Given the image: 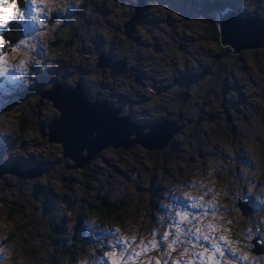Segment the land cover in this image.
<instances>
[{"label": "rangeland", "instance_id": "374dc122", "mask_svg": "<svg viewBox=\"0 0 264 264\" xmlns=\"http://www.w3.org/2000/svg\"><path fill=\"white\" fill-rule=\"evenodd\" d=\"M76 1L80 0H25L23 5L17 0L0 2V19L5 21L0 25V90L4 88L3 83L10 86L14 82L19 84L25 81L27 69L33 61L39 69L47 67L46 70L63 77L65 82L61 84L64 87L73 85L68 79L78 75V70L65 69V63L63 67L53 68L54 59L41 41L47 43L45 38L55 29L54 23L58 24L57 20L50 22L51 11L71 18V14L75 13L72 8ZM120 1L123 6H127L120 7L119 0H93L96 6L92 8L95 15L93 18L97 21L98 17L97 25L99 21H103L102 17H108L113 22L111 15L118 14L117 11L125 14L130 5L131 12L132 6L138 2ZM233 2L238 7L246 3L255 6L259 14L264 10V0ZM60 4L65 5V8L61 10ZM145 4L143 17L146 18L136 28L139 37L145 41L151 40L154 35L165 44L167 52L161 56L157 51L151 50L150 45L141 50L132 48L138 55L140 51L150 53L140 66L141 83L137 84L138 89L132 91L133 99L137 100L142 113L136 120H154L166 112L170 113L179 104L176 94L183 92L185 87L190 92L195 91L193 102L184 111L185 121L192 127L197 125L198 132L194 139L188 142L178 140L174 144L176 157L167 162L160 176L156 175L159 181L153 191L159 195L162 203L148 212L141 208L146 204L147 198L143 196L138 201L135 198L141 191L135 188L136 183L148 185L144 174L153 163L151 155L145 150H139V146L132 149V162L126 156L117 159L113 150L106 148L108 146L104 147L106 149L101 148L94 154L95 157L101 152L97 160L84 170L79 165V159L76 160L78 153L88 146L84 141L78 150L74 147L69 149L70 155L76 159L70 155L61 159V152L64 150L58 145L61 142L53 138V144H50L28 124L24 138L26 144L21 148L12 144L8 131L15 129L19 109L17 105L6 109L4 100L0 99V166L9 169L0 171V264L29 262L25 254L11 251L12 247L6 238L8 229L16 222L15 218L10 217L11 207L19 213L37 214L36 209H42V206L34 202L31 204L30 200L43 199L41 194L47 188L43 187L45 181L61 191L66 186V175L69 176L68 172L71 170L77 174L78 185H74L78 187L77 192L68 194V190L60 195V191L55 190L48 197H53L52 200L62 205L66 202L69 204L70 201L73 212L85 208L97 188L113 193L119 189L118 193H131L135 198L134 204L123 203V218L113 215L103 219L94 212H88L82 224L74 227L75 216L65 213L62 217V229L66 226L68 229L64 230V236L73 233V238L80 245L76 255L71 256L73 253H70L71 264H249L242 262V255L239 253L237 256L235 252L239 250L241 232L254 230L264 224V49L257 53L250 48L245 49L240 61L231 59L227 62L230 74L228 104L234 108V111L229 112L222 109L215 99L222 95V91L214 80L191 79L187 82L186 72L193 66L206 65L217 52L215 34L207 24L194 17L196 8L184 2L175 4L174 0H149ZM213 14L217 17V12ZM12 19H20L25 24V29L19 41L5 50L1 31ZM173 28L180 33V50L174 48V43L167 44ZM94 31L98 33L96 38L107 35L99 30ZM137 39L134 36V44L140 42ZM95 41L98 39L87 48L90 47L92 51L101 48ZM166 61L171 62V71L166 68ZM253 66L263 68L258 81H254L250 74ZM59 86L52 91L58 102L62 94H66ZM73 87L74 91L80 92V84ZM116 87L126 89L123 84ZM110 89L115 92L118 90L114 83ZM152 94L157 98L152 97ZM53 99H40L43 102L39 111L43 113L40 114V120L48 121L63 114ZM83 103L92 102L84 98ZM64 107L66 115L74 114L77 110L69 103ZM223 112L228 113L221 114ZM211 113H215L213 120L207 119ZM48 123L44 126L47 133ZM60 125L63 126L62 121ZM208 136H215L211 139L212 145L201 142ZM195 151L198 152L197 155H194ZM17 169L26 171L17 176ZM157 172L153 171L154 174ZM61 175L65 177L61 178ZM33 182L43 185L40 184L41 188L37 189ZM30 186L37 192V198L26 199L22 195L21 191ZM237 193L247 194L255 207L253 215L247 220L238 214L240 208L237 210L235 204ZM48 205L52 207L51 204ZM226 247L232 254L222 253L221 248Z\"/></svg>", "mask_w": 264, "mask_h": 264}, {"label": "trees", "instance_id": "16d2710c", "mask_svg": "<svg viewBox=\"0 0 264 264\" xmlns=\"http://www.w3.org/2000/svg\"><path fill=\"white\" fill-rule=\"evenodd\" d=\"M24 1L25 0H17L20 5H23ZM145 1L148 2L149 0H144V3ZM174 2L175 4H181L184 2L188 6H193L196 8L194 17L202 21L204 24H207V27L214 32L215 43L217 46V52L212 56L209 63L201 66H193L186 72L187 82H189L191 79L193 81H201L207 78L214 80V82H216L215 84H217V86H219L222 91V95L215 99L221 105L222 109L228 110L229 112L234 111V108L228 104L227 89L228 83L230 81V74L227 71V62L231 59H235L236 62L240 61L243 57L245 49L233 51V48L230 45H224L221 42V32L218 27L217 17L215 14H213V12L218 13L219 10L233 8L239 13L252 14L258 12L257 8L247 3L242 7H238L235 6L233 0H174ZM119 6H123L120 0ZM126 6L127 5H124L123 7ZM95 7L96 6H94L93 0L76 1L72 8L75 13L71 14V18L62 16L61 14L58 15V12L56 11H51L49 17L50 22L57 20L58 24L55 25L54 23L55 29L52 31L51 35L48 36V38H45L47 43L41 41L42 44H45L44 46H46V49H49L50 55L54 59L52 60L55 62L53 68L63 67L62 65L65 63V69L68 68L69 70L71 68L70 71L77 69L79 76L77 74L75 76H71L69 77L68 81L71 80L74 85L82 84L85 86V89L88 87L91 93L97 92L102 83L106 86L105 80H100L102 78H98L97 76L99 74V68L102 69V67L98 66L97 64L98 55L100 53H105L108 56L114 57L115 52L113 51L125 50L124 44L126 41L130 40L129 34L126 33L125 24H127V30H129L131 27L135 28L134 30H136L138 27L137 24H130L133 23L131 15H134V17L137 16V12L134 13V5L132 6L131 12L130 5L129 8L127 7V12L125 14H119V11H117L118 14H112L111 16L114 18L113 22H111L108 17H102L103 21H99L98 25V17H96L97 21H95L93 18L95 15H93L94 11L92 8ZM59 8L62 10L65 8V5L63 6L60 4ZM260 12L261 15H264V10ZM64 18H66V20H64ZM144 18H146V16H144ZM24 29L25 24L20 21V19H12L8 22L7 26L1 31L5 44V50L10 48V46L15 45V43L19 41ZM94 29L96 32L99 30L103 32V35H107L105 37L102 36V38H96L95 36H97L98 33L96 34ZM178 31L179 30H175L173 35L178 37L180 34ZM129 33L131 32L129 31ZM95 39H98V41L95 42H101V49L99 50L100 52L92 51L90 47L87 48L88 45L91 42H94ZM250 49H252L254 53H257L258 51L264 49V46H257ZM108 50L112 51L113 53L109 52ZM151 50L154 51L153 48H151ZM158 53L163 56L161 52ZM167 63L171 64V62L166 61V68L168 69ZM213 68L214 70L212 71ZM46 69L47 67L45 69H39V67L35 65L33 61L29 64L25 81L19 84H15L14 82L10 86H8L6 83H3L4 88L0 90V99L4 100V107L8 109L12 108L13 105H17L19 109V114L15 122V129L13 131H8V136L10 137L11 134L12 144L15 143V145H19L20 148L25 142L24 138L26 137L28 124H30V126L32 125L33 130L36 129L38 134L42 136L40 122L36 121V119H38L36 116L37 113H39V103H41L39 99L42 98L40 95H48L46 92L50 91L52 87L55 86V84L62 82L61 80H65L63 77L57 76L55 72L48 71ZM262 70V67L256 68L253 66V72L250 74L253 76L254 81H258L261 78ZM88 76L93 77L91 82L87 80ZM251 78L252 77H249V79ZM0 79L2 80V77H0ZM44 87H47V89H44ZM185 88L186 89L184 90V93H187V100H183V95H181V97L179 95L180 93L176 94L179 104L175 106V109L177 111L180 109L182 113L180 119V123L182 125L181 128L175 133L171 134L160 146L154 145L153 147L147 148L143 145L145 149H147L146 153L150 154L153 159V163L144 174V176H146L145 179L148 181V185L143 186L137 182L135 186L137 190H141L137 194V197H135L136 200H142L143 196L144 198H147L146 204L141 207L144 211L150 212L151 210H155L154 207H156V205L160 204L161 202L159 195L153 191L155 186H158L156 185L157 183H155V180L157 179L156 175L160 176L164 171V166L167 164V162L171 158L176 157L174 154L176 150L174 149V144L178 140L188 142L194 139L196 137V133L198 132V127L196 128L197 125H193L192 127L189 123H187V120L185 121L186 112L184 109L189 103L193 102V94H195V91L190 92L188 91L187 87ZM5 92H7L5 95L6 98H4ZM108 93H111V90H109ZM82 94H85V97L90 96V93H86V91L85 93L82 91ZM152 97L157 98L155 94H152ZM109 105L114 107L112 103ZM227 113L228 112H223L221 114ZM214 118V116L213 118L207 117L209 120H213ZM214 137L215 136H208L201 142L212 145L211 139ZM231 147L233 148V146ZM197 154L198 152L195 151L194 155ZM60 158L65 159V157L62 155ZM55 164H57V162ZM229 166L231 167V164ZM87 167L88 166L86 164L83 166V169L86 170ZM154 170L158 172L154 174ZM68 175L69 176L66 175V186L61 191L54 189L52 185L46 181L44 182L45 185L40 182H33L35 188L37 189L41 188L40 184H42L43 187H47L41 194L43 195V199L39 201L37 199L35 201H32V199L30 200L31 204H33V202L35 204H41L42 209L38 207L36 209L37 214L19 213L14 210L13 207L10 209V217L13 219L15 218L16 222L12 228L8 229L6 238L8 244L10 247H12L10 248L11 251H14L17 254H25L27 256L29 260L27 264H71V256H74L78 253L80 245L79 242H76L73 238V233H69L67 237L64 236V234H66L64 230L68 229L67 226L64 230L62 229V217L65 215V213L75 216L74 227H77L82 224L88 212H94L97 217L103 219L113 215H115V217L123 218V203L128 202L129 204H134L135 198L133 195H131V193H118L119 189H116V193H113L107 189L97 188V190L93 193V197L88 201V204H85V208L80 209L78 212H73L70 201H68L69 204L66 202L64 205H62L60 203H56L55 200H52L53 197H48L53 195L55 190L60 191V195L68 190V194H75L77 192L78 187L74 186L75 184L78 185V180L76 177L77 174H75L74 170H71L68 172ZM63 177L65 176L61 175V178ZM226 179L229 181L228 178ZM120 187H123V185ZM21 192L26 199L37 198V192L32 186H30L25 191L22 190ZM237 198L238 197L236 196L235 204L237 205L238 210L240 208V198ZM48 204H51L52 207H49ZM238 214L239 216L244 217V220H247L246 215L241 210ZM243 233H240L241 239H243L242 237L249 238L248 235ZM71 251L73 253L72 255L70 254Z\"/></svg>", "mask_w": 264, "mask_h": 264}, {"label": "water", "instance_id": "95a60500", "mask_svg": "<svg viewBox=\"0 0 264 264\" xmlns=\"http://www.w3.org/2000/svg\"><path fill=\"white\" fill-rule=\"evenodd\" d=\"M145 8L146 5L144 3V0H138L137 4L135 5V12H137L138 17L136 18L134 17V15H131L133 23L130 24L134 25L143 22V14ZM217 21L219 30L221 32V42L224 45H230L233 48V51H240L241 49L254 48L257 46H264V15L259 14V12H255L252 14H243L237 12L233 8H226L224 10L218 11ZM125 25L127 34H129V31L135 29L130 26L131 28L127 30V24ZM173 33H175L174 28L171 31V35H173ZM101 58L102 54H99L97 63L98 66L104 67L105 65H108L111 69L113 68V66H110L108 64V61L110 59L107 58L106 61L102 62ZM117 63L118 62H115V65ZM57 86L59 85L55 84V86L52 87V89L48 91V93H46L48 94L46 96L51 99L54 98L53 100H55L56 102H58V99L56 98V96L54 97L52 91H54ZM59 87L66 94H62L60 102H55V104L62 109L63 114L59 115L56 118H53L48 123L49 133L47 134H49L48 136L50 140H54L53 138H56L58 139L57 141L61 142L62 148H64V156L70 155V148L74 147L78 150L80 148L81 142H86L88 146L86 148L87 153L85 155H81V151L80 153H78V156H76L77 159L75 158V156L70 155V157H73L76 160L79 159V165L83 167L93 158L94 154L99 149L108 146L109 144L117 146L116 142H129V139L127 137V129L131 127L132 122L128 123L127 120H125L126 118L124 119L117 116V113L114 112V109L108 104L104 105L101 108L100 100L93 101L90 104L83 103V99H87V97H85V94H82V90H80L79 92L74 91V88L65 90L61 86ZM179 95H183V100L188 99V97H186L187 93H184V91ZM41 96L46 97L45 95ZM67 103H69L70 106L73 105L74 107H76L77 110L74 112V114H65L64 105H66ZM94 105L98 107H95ZM208 117L213 118L210 115ZM60 121H62L63 126L60 125ZM172 124L175 125L170 121L165 123L153 124V126H151V128L146 133H142L139 130L137 132L136 141L140 142L147 148L153 147L154 145L160 146L171 134L175 133L176 128L174 126L172 130ZM44 126H47V124L41 121L40 129L42 130V134L45 135L46 131L44 130ZM36 166L37 168H39L38 164H36ZM3 170L8 171L9 169H4L0 166V171ZM25 171L26 170L17 169L15 173L18 176H21V174ZM239 205L241 211L244 214H248L252 209V207L247 203L240 202Z\"/></svg>", "mask_w": 264, "mask_h": 264}, {"label": "flooded vegetation", "instance_id": "af4514ba", "mask_svg": "<svg viewBox=\"0 0 264 264\" xmlns=\"http://www.w3.org/2000/svg\"><path fill=\"white\" fill-rule=\"evenodd\" d=\"M148 31L152 32L151 29H149ZM134 36H136V40H138L137 38H139L140 42H136L134 44V42H133ZM139 36L140 35L138 34L137 30H132V32L129 33V39L130 40L126 41V43L124 44L125 50L113 51V52H115L114 57L108 56L105 53H102L101 61L104 62L108 58V59H110L108 61V64L110 66H113V68L111 69L108 65H105V66L103 65L104 67H102V69L99 68V70H98L99 74L97 76H98V78H102L100 80H105L106 86L102 83L97 92L91 93L89 91L88 87H86V89H85L84 88L85 86L80 84V87H81L82 91H84V93H85V91H86V93H90V96L87 97V99L89 98L88 100H90L91 102L96 101V100H100L101 101V108L106 104L112 103V105L114 106L113 107L114 112L117 113V116L124 118V119L126 118L125 120H127L128 123L132 122L131 127L129 129H127L128 130L127 137L129 139V142H127L126 145H117V146L108 145V147L105 146L106 148H110L113 150L114 154L117 155L116 156L117 159L119 157L126 156V158L128 160H130L131 162H132V149L134 147L139 146L138 147L139 150H145V151L147 150V149H145V147L140 142L136 141L137 132L139 130L142 133H146L151 128V126H153V124L165 123V122H169V121L173 122L175 124V125L172 124V126H171L172 130L175 126V128H176L175 132L178 131L182 126L180 123V119L182 116L181 110L179 109V111H177L175 108L172 109V111L170 113L166 112L161 117H158L154 120L147 119L144 122H140V121L138 122L136 120V117L139 115H142V113H141V109L139 108V104L137 103V100L133 99L134 96H132V91H135L136 89H138L137 84L139 85L141 83L142 77H141V67L140 66L142 64V61L144 59H146L147 57H149L150 53H149V51H146V52L140 51V53L138 55L134 52V50H132V48L137 49V50H141L143 47L150 45V47L153 48L154 51L161 52L163 55H165L167 52L165 44L160 42V40H157L154 35L151 36V40L146 39L145 41L142 40V38ZM169 40L170 41L167 42V44L174 43L175 44L174 47L176 49L180 50L178 48V46L181 45L180 41H179V36L176 37V36L172 35ZM149 41H151L150 44H149ZM96 44L100 45L101 42H96ZM110 45H112V44H110ZM100 49L101 48L96 50V52H100L99 51ZM109 52L113 53L112 51H109ZM115 62H118V63L115 65ZM167 67H168V70H170V71L172 70L170 63H167ZM114 71H116V72H114ZM87 80L91 82V80H93V77L88 76ZM62 82H65V80ZM62 82H58V84L63 89L74 88L73 87L74 84L71 87L66 88L61 84ZM113 83H114L115 89H118L116 86H119L121 84L125 85L126 89L120 87L115 92L114 90L110 89V86ZM109 90H111V93H108ZM40 97H42V96L40 95ZM42 98H44V97H42ZM47 98H49V97H47ZM41 105H42V102L39 103L38 111H40ZM112 113H113V111H112ZM40 114H43V113H40V112L37 113L36 117H38V119H36V121H38V122L42 121L44 123H48L52 120V119H50L48 121L40 120L42 118L40 116ZM212 114L213 113H211L210 116L215 117V113L213 115ZM44 130L46 131V134L44 135L41 133L42 137L44 139H46L47 142H50V144H53V141L49 139V136H48L49 134H47V130L45 128H44ZM132 141H133V145H132ZM24 144H26V143L24 142ZM24 144H22V145H24ZM58 145L60 147H62L61 143H59ZM106 148H104V149H106ZM122 149H125L126 151H123ZM86 152H87L86 149H82L81 155L86 154ZM100 153L101 152H99L95 157L93 156V158L87 164L88 167L97 160L96 158L99 157ZM61 155L65 158H67V156H64L63 150H62ZM81 168H83V167H81ZM158 181H159L158 179L155 180V183H157L156 185H158ZM237 197H238L237 199L240 198V202L247 203L248 205H250L252 207L251 211L248 214H245L247 219H249L253 215L254 208H255L252 204L250 197L247 194L244 195V194H239V193H237ZM238 203H239V200H238ZM243 234L248 235L249 238H244V237H242L243 239L240 238V240H242V243L240 241L238 243V246L242 249V252H241L242 255L243 256H249V262H248L249 264H264V224L258 226L254 230H247ZM257 243H259V245ZM255 244H256V246H255ZM221 250H222V253H224L226 255L232 254V252L229 251L227 247L224 249L221 248Z\"/></svg>", "mask_w": 264, "mask_h": 264}, {"label": "clouds", "instance_id": "9594fccd", "mask_svg": "<svg viewBox=\"0 0 264 264\" xmlns=\"http://www.w3.org/2000/svg\"><path fill=\"white\" fill-rule=\"evenodd\" d=\"M93 102V101H92ZM108 102V101H107ZM97 103V102H96ZM99 103V102H98ZM104 104V103H103ZM109 105V104H108ZM110 106V105H109ZM113 108V107H112ZM105 110V109H104ZM107 110V109H106ZM139 122V121H138ZM147 135V134H146ZM241 210V209H240ZM230 244H231V242H230ZM230 244H227V245H230ZM255 246H256V244H255ZM242 249L239 247V250L238 251H236L235 252V255H237V256H239V253L242 255ZM241 261L243 262V261H246V263H248V261H249V256H243L242 255V257H241Z\"/></svg>", "mask_w": 264, "mask_h": 264}, {"label": "bare ground", "instance_id": "6f19581e", "mask_svg": "<svg viewBox=\"0 0 264 264\" xmlns=\"http://www.w3.org/2000/svg\"><path fill=\"white\" fill-rule=\"evenodd\" d=\"M46 93H48V92H46ZM126 144H127V142H116V145H126ZM109 145H112V144H109ZM132 145H133V141H132Z\"/></svg>", "mask_w": 264, "mask_h": 264}, {"label": "snow or ice", "instance_id": "6c2138e0", "mask_svg": "<svg viewBox=\"0 0 264 264\" xmlns=\"http://www.w3.org/2000/svg\"><path fill=\"white\" fill-rule=\"evenodd\" d=\"M0 2H2V0H0ZM5 21L0 19V25H2Z\"/></svg>", "mask_w": 264, "mask_h": 264}]
</instances>
